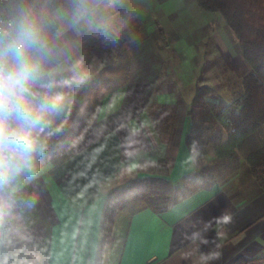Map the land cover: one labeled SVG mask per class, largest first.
I'll use <instances>...</instances> for the list:
<instances>
[{"label": "crops", "instance_id": "1", "mask_svg": "<svg viewBox=\"0 0 264 264\" xmlns=\"http://www.w3.org/2000/svg\"><path fill=\"white\" fill-rule=\"evenodd\" d=\"M72 7L54 10L65 27L32 54L38 69L28 82L30 95L21 96L42 115L33 130L35 151L27 161L0 154L7 244L10 238L17 247L31 246L44 264H207L198 236L213 228L220 264H264V194L241 197L239 190L215 183L162 213L146 206L111 213L107 195L115 183L148 176L179 183L200 165L186 142L187 87L195 73L189 62H173L152 38L138 36L127 76L107 90L95 112L86 105L84 117L70 115L67 104L61 111L70 58L92 27ZM4 66L15 71L8 61ZM41 99L48 105L43 113L37 107ZM79 120L80 136L56 149Z\"/></svg>", "mask_w": 264, "mask_h": 264}, {"label": "rangeland", "instance_id": "2", "mask_svg": "<svg viewBox=\"0 0 264 264\" xmlns=\"http://www.w3.org/2000/svg\"><path fill=\"white\" fill-rule=\"evenodd\" d=\"M151 2H154L153 6ZM81 4L82 9L79 6ZM72 5L73 13L77 16L91 14L90 17L88 16L92 25L91 30L85 32L82 38L87 35H98L107 29L114 32L128 29L131 34L129 44L125 47L126 57H121L110 66L95 64L85 67L80 61H70L72 66L68 70L69 88L63 93L61 101L63 103L60 105L62 111L67 104V112L70 115L76 111L78 116L84 117L86 105H89L87 111L95 112L107 90L125 79L128 74L127 61H130V47L139 38L138 36L146 35L152 38L159 49L173 62L181 59L184 63L191 64L195 73V82L187 87L191 101L199 87L208 85L217 93L210 99L216 103L217 108H220L230 100L241 77L250 70L249 64L240 53L235 35L225 24L222 15L216 11L201 9L194 0H82L80 4L71 2L68 6ZM8 7L13 16L14 0H9ZM43 11L40 10L38 14L40 18ZM59 21L61 31L65 24ZM190 112V119L192 115L196 120L205 123H212L215 120L214 111L208 108L192 107ZM69 119L67 118L68 121ZM46 120L48 121L45 119V122ZM80 122L81 120L71 126L74 136H71L69 130L68 134L63 133L56 149L67 146L74 138L80 136L82 132ZM216 130H221L223 137L225 133L226 138V132L219 125ZM35 134L37 136L38 133L35 131ZM263 141L264 126L259 128L251 141L238 151L236 159L224 161L215 158L211 151L212 147L208 144L204 147L205 156L195 159L200 164L196 170L208 165L215 173L216 183L226 185L228 190H239L241 197L248 196L254 189V183L246 173L244 158L248 151L262 144ZM131 180L115 183L109 190L107 195L110 198L107 201L109 208L116 207L120 191ZM142 206H145L144 202H139L136 208ZM18 233L21 231L19 230ZM8 239V244L6 242L8 252L0 258V264H44L43 257H39L34 248L27 245L17 247L10 238Z\"/></svg>", "mask_w": 264, "mask_h": 264}, {"label": "trees", "instance_id": "3", "mask_svg": "<svg viewBox=\"0 0 264 264\" xmlns=\"http://www.w3.org/2000/svg\"><path fill=\"white\" fill-rule=\"evenodd\" d=\"M194 1L201 9L222 15L225 24L235 35L240 53L250 70L241 77L230 100L220 108L210 99L217 94L213 88L205 85L196 90L189 104L188 117L192 107H201L213 110L215 120L205 123L191 115L187 146L194 160L205 156L204 147L208 144L218 160H234L238 151L264 126V0ZM71 2L80 4L82 0H14V25L22 16L25 17L38 30L45 44L60 32L61 22L52 12L58 8L70 9L73 6H68ZM42 9L44 11L40 18L38 14ZM130 34L128 29L118 32L107 29L98 35H87L81 39V46L70 61H80L85 67L95 64L110 66L121 57H126L125 47L129 44ZM128 64L129 60L127 68ZM217 125L226 132V138L223 139L221 130H216ZM244 160L246 173L254 183L249 198L256 197L264 193V141L248 151ZM215 178L213 169L208 165L186 174L179 183L156 176L135 178L120 191L116 207L109 208V202L107 206L111 213L120 210L134 212L138 209L136 205L144 202L155 213H162L195 189L213 186ZM198 244L207 264H220V240L216 230L208 228L203 231L198 236Z\"/></svg>", "mask_w": 264, "mask_h": 264}, {"label": "clouds", "instance_id": "4", "mask_svg": "<svg viewBox=\"0 0 264 264\" xmlns=\"http://www.w3.org/2000/svg\"><path fill=\"white\" fill-rule=\"evenodd\" d=\"M43 48L38 30L23 16L11 32L0 29V154L12 153L25 161L35 151L33 130L40 125L42 115L34 112L21 96L26 99L30 95L28 82L38 69L32 54ZM4 61L14 65L15 71L5 70ZM47 106L43 99L37 102L40 113Z\"/></svg>", "mask_w": 264, "mask_h": 264}, {"label": "built area", "instance_id": "5", "mask_svg": "<svg viewBox=\"0 0 264 264\" xmlns=\"http://www.w3.org/2000/svg\"><path fill=\"white\" fill-rule=\"evenodd\" d=\"M8 2L9 0H0V29H6L11 32L14 19L9 12Z\"/></svg>", "mask_w": 264, "mask_h": 264}, {"label": "water", "instance_id": "6", "mask_svg": "<svg viewBox=\"0 0 264 264\" xmlns=\"http://www.w3.org/2000/svg\"><path fill=\"white\" fill-rule=\"evenodd\" d=\"M8 248L6 246V221L0 212V258L7 254Z\"/></svg>", "mask_w": 264, "mask_h": 264}]
</instances>
